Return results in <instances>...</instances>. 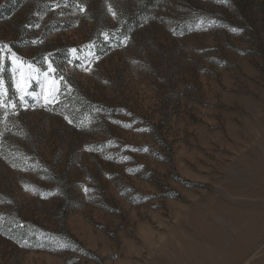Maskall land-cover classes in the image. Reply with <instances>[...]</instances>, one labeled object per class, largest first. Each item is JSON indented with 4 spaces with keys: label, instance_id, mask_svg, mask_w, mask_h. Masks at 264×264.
Wrapping results in <instances>:
<instances>
[{
    "label": "rangeland",
    "instance_id": "rangeland-1",
    "mask_svg": "<svg viewBox=\"0 0 264 264\" xmlns=\"http://www.w3.org/2000/svg\"><path fill=\"white\" fill-rule=\"evenodd\" d=\"M4 45L72 91L0 124V264H264V0H0Z\"/></svg>",
    "mask_w": 264,
    "mask_h": 264
},
{
    "label": "snow or ice",
    "instance_id": "snow-or-ice-1",
    "mask_svg": "<svg viewBox=\"0 0 264 264\" xmlns=\"http://www.w3.org/2000/svg\"><path fill=\"white\" fill-rule=\"evenodd\" d=\"M220 3H225L226 0H218ZM81 12L85 11L84 8L80 9ZM115 13L113 12V17L115 18ZM36 27H39V25H36ZM231 31L233 33H238L239 31H242V29L238 28H231ZM127 40L128 38L125 36L123 37L122 41L116 44V47H120L122 44L123 46H127ZM110 38L106 37L105 43H109ZM111 46V45H110ZM90 49L95 47V44H90L88 46ZM7 49V52L5 51ZM8 52H11V49L8 48L7 45H4L2 48H0V53H3L2 56H0V72H3L4 69V63L5 61H8L10 65H18L20 67L14 68L12 70V85L15 90V95L18 99V102L16 100H12L8 97V82H6L2 76H0V124H3L5 128L8 126V118L9 116H18L19 115V109L23 108L25 111L32 109L35 110L36 105L29 104L27 100L25 99L26 96L34 97L35 94L32 92H29L28 89L31 86V81L33 78L36 79V81L40 84L43 100L45 105H52L55 103H59L60 100V94L62 89H66L69 93H71L72 88L70 84L67 82L66 77L61 73L59 76H57V73L60 72V70L54 65V62L51 60L49 56H45L43 59L47 63V68L42 69L41 67H37L29 63L27 65L28 73L25 74L23 71L20 70L21 67H23V62L18 61V58L16 57V54L14 52L11 53V56H8ZM69 52L75 54L78 52L76 48L69 49ZM90 57H94L95 61H99L100 56L96 55L94 52H90ZM92 63L93 59L86 57L85 62H81L79 64H76L73 62V58L68 59V64L71 65L73 68H80L84 72H91L92 71ZM135 63V61H134ZM107 83V82H106ZM47 111H55L54 108H46ZM97 112H102V109H96ZM64 120L67 121L69 125H73L76 128H81L82 124H74V121L70 119L67 115H64ZM120 123L122 127L125 128H132V123H135L133 121L129 124H124L123 122H116ZM136 131H143V129H136ZM4 133L0 131V137H2ZM86 150L91 151L92 149L88 146H86ZM133 150H139V149H133ZM143 151H148V149H143ZM127 159V158H125ZM27 191L28 189L25 188ZM84 191L87 193L88 189H84ZM42 247V245H41ZM63 247V245H62Z\"/></svg>",
    "mask_w": 264,
    "mask_h": 264
}]
</instances>
